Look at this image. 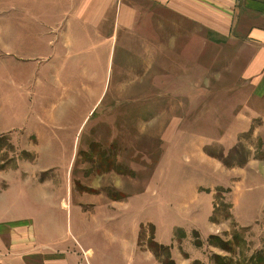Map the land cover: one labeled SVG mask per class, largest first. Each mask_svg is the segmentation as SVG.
Instances as JSON below:
<instances>
[{
  "label": "rangeland",
  "instance_id": "374dc122",
  "mask_svg": "<svg viewBox=\"0 0 264 264\" xmlns=\"http://www.w3.org/2000/svg\"><path fill=\"white\" fill-rule=\"evenodd\" d=\"M57 1L0 0V264H264L263 80Z\"/></svg>",
  "mask_w": 264,
  "mask_h": 264
},
{
  "label": "crops",
  "instance_id": "0c3cea01",
  "mask_svg": "<svg viewBox=\"0 0 264 264\" xmlns=\"http://www.w3.org/2000/svg\"><path fill=\"white\" fill-rule=\"evenodd\" d=\"M65 2L70 7V0ZM105 4L106 22H115L117 36L128 30L137 36L147 23L149 31H161L167 38L202 39L201 32H206L213 47L225 41L228 57L243 61L244 70L257 74L264 88V0H105ZM84 5L90 7L79 13L96 14L95 0ZM73 262L40 257L41 264Z\"/></svg>",
  "mask_w": 264,
  "mask_h": 264
}]
</instances>
